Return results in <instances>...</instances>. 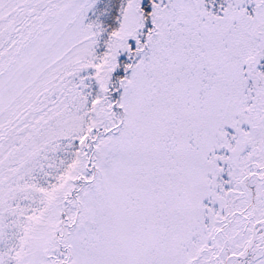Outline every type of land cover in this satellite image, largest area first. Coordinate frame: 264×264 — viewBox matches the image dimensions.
<instances>
[{"label":"snow or ice","instance_id":"snow-or-ice-1","mask_svg":"<svg viewBox=\"0 0 264 264\" xmlns=\"http://www.w3.org/2000/svg\"><path fill=\"white\" fill-rule=\"evenodd\" d=\"M0 264H264V0H0Z\"/></svg>","mask_w":264,"mask_h":264}]
</instances>
